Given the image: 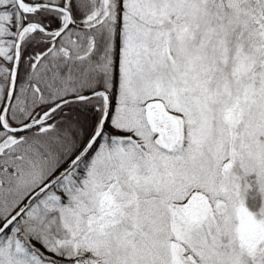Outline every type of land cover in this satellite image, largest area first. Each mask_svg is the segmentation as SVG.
I'll use <instances>...</instances> for the list:
<instances>
[{
  "label": "snow or ice",
  "instance_id": "snow-or-ice-1",
  "mask_svg": "<svg viewBox=\"0 0 264 264\" xmlns=\"http://www.w3.org/2000/svg\"><path fill=\"white\" fill-rule=\"evenodd\" d=\"M0 264H264V0H0Z\"/></svg>",
  "mask_w": 264,
  "mask_h": 264
}]
</instances>
